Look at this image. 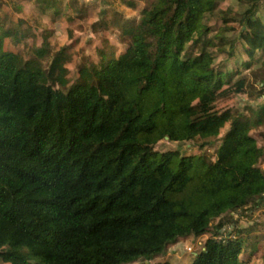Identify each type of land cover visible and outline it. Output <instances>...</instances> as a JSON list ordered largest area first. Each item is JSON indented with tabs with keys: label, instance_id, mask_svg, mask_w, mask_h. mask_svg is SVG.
Segmentation results:
<instances>
[{
	"label": "trees",
	"instance_id": "1",
	"mask_svg": "<svg viewBox=\"0 0 264 264\" xmlns=\"http://www.w3.org/2000/svg\"><path fill=\"white\" fill-rule=\"evenodd\" d=\"M142 1L123 52L97 50L75 83L45 28L0 26L1 264H134L203 236L192 264H246L245 242L218 236L264 201V106L248 118L223 106L249 87L204 49L218 0ZM243 22L250 70L264 52V0ZM219 138L214 162L156 150L164 140L203 150Z\"/></svg>",
	"mask_w": 264,
	"mask_h": 264
},
{
	"label": "rangeland",
	"instance_id": "2",
	"mask_svg": "<svg viewBox=\"0 0 264 264\" xmlns=\"http://www.w3.org/2000/svg\"><path fill=\"white\" fill-rule=\"evenodd\" d=\"M126 1L138 2L137 8H130ZM254 1L218 0L214 11L207 14L204 19V24L211 29L207 39L208 44L204 49L214 56L217 68H226L227 72L238 69L240 76L236 78H245L248 81V94L239 95L232 101L225 102L223 106L233 107L246 118L251 117L250 108L258 110L264 106V95L261 98L257 97L264 83L262 67L264 52H257L250 70H246L244 64L249 60L241 37L244 16ZM55 5L57 9L43 11L41 9L44 6L43 2L39 0H0V26L8 29L23 20L27 25L38 26L40 30L45 28L50 34L48 38L50 47L55 51L64 48L70 56L67 64L69 81L75 83L79 78L80 66L93 61L97 50L110 46V51H117V55L123 52L128 42V38L123 36V29L138 24L143 1L55 0ZM38 33L40 36L41 32ZM42 41V37L38 38L33 42L32 47L41 46ZM4 46L8 48V40L4 42ZM194 47L201 50L203 43L198 42ZM221 49L232 53V56L222 53ZM262 129L264 131V126ZM221 139H216L212 145L203 150L190 143H171L164 140L157 145L156 150L162 153L178 151L182 156L207 154L214 162ZM256 139L264 147V135H256ZM262 171L264 172V164ZM235 219L236 226L227 223L223 235L218 236V239L229 236L239 237L245 242L246 249L241 259L246 264H264V201L254 202L249 209L238 212ZM209 237L211 236H203L197 240L185 239L159 258L151 261L141 259L134 264H192L196 254Z\"/></svg>",
	"mask_w": 264,
	"mask_h": 264
},
{
	"label": "crops",
	"instance_id": "3",
	"mask_svg": "<svg viewBox=\"0 0 264 264\" xmlns=\"http://www.w3.org/2000/svg\"><path fill=\"white\" fill-rule=\"evenodd\" d=\"M157 258H159V257H157Z\"/></svg>",
	"mask_w": 264,
	"mask_h": 264
}]
</instances>
